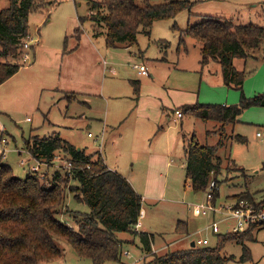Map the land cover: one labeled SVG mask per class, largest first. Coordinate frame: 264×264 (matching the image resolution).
Instances as JSON below:
<instances>
[{"label":"rangeland","instance_id":"374dc122","mask_svg":"<svg viewBox=\"0 0 264 264\" xmlns=\"http://www.w3.org/2000/svg\"><path fill=\"white\" fill-rule=\"evenodd\" d=\"M41 1L44 7L28 16L29 36L23 40L28 47L22 45V53L16 58L23 65L0 84V123L4 127L0 131L3 154L0 161L8 163L21 178L34 171L32 167L36 165L41 175L51 177L56 170L63 173L61 161L53 159L51 164L36 161L25 145L30 136L58 135L94 154V158L97 153L101 157L103 154V161L110 168L132 178L135 190L143 195L147 213L142 222L146 231L153 234L156 250L165 252L190 246L188 240L170 244V238L176 235L174 222L179 218L189 221L190 240H206L196 246L214 247L217 234L226 233V225H219L220 233L206 229L209 217L196 206L205 200V194L194 192L188 182L184 185V141L192 134L202 145L225 141V147L218 152L222 159L218 176L221 203L243 191L261 198L264 196V136L261 135L264 106L248 107L237 121L226 125L189 114L178 118L176 110L195 102L232 105L238 103L241 92L247 97L263 93L264 41L254 53L257 58L247 59L245 63L246 76L240 91L223 83L217 63L210 62L208 67L201 68L199 44L185 37V46L179 45V30L172 26L185 29L216 17L264 26V0H189L194 2L189 11L153 22L149 33L140 32L135 43L117 48L106 46L103 23L86 19L90 13L94 14L88 9L89 0ZM163 1L149 0L152 4ZM137 2L142 4L140 0ZM6 5L7 0H0V9ZM94 29L100 34L98 38L91 35ZM78 32L80 44L70 50ZM65 36H69L67 51L62 48ZM25 52L27 60L22 57ZM143 54L147 59L140 57ZM142 63L151 75L138 74L134 65ZM243 63L241 59L235 60L238 67ZM133 80H139L137 94ZM88 132L93 137H88ZM235 135L245 137V141H237ZM55 155L64 158L61 152ZM67 204L72 209L88 211L69 194ZM57 217L75 226L68 215ZM117 234L130 236L126 232ZM253 234L254 240L245 242L251 258L240 260L243 245L226 242L221 255L229 259L224 264H264V228L254 230ZM134 237L138 239L137 235ZM59 241L64 255L54 264H92L89 259L79 257L67 242ZM162 242H165L163 246ZM129 246L122 242V252L131 249ZM123 258L130 264L136 255Z\"/></svg>","mask_w":264,"mask_h":264},{"label":"trees","instance_id":"16d2710c","mask_svg":"<svg viewBox=\"0 0 264 264\" xmlns=\"http://www.w3.org/2000/svg\"><path fill=\"white\" fill-rule=\"evenodd\" d=\"M137 1H88V9L94 14L90 13L86 19L104 24L107 47L130 46L137 41L138 33H149L153 22L174 18L184 10L189 11L194 3L164 0L152 4L149 0H140L142 4H139ZM42 3L41 0H7V5L0 9V84L23 65L16 58L22 53L23 40L29 36L28 16L43 8ZM172 28L179 30V45L185 46V37L199 44L201 68L208 67L210 62L217 63L223 83L242 91L246 71L244 66H236L235 60L245 61L260 48L264 26L216 17L203 19L185 29H179L176 24ZM93 32L98 35L95 29ZM79 36L80 32L75 37L79 39ZM68 37L63 39V51H67ZM160 48L163 47L160 45ZM131 82L137 94L139 80ZM251 106H264V92L250 97L241 92L238 103L232 105L195 102L181 105L177 110L181 115L189 114L226 125L237 121L242 111ZM235 139L245 141L241 135H235ZM25 145L36 161L51 164L55 154L61 152L71 161L72 168L63 173L56 170L51 177L34 170L21 178L13 173L8 163L0 161V264H54L64 255L59 240L67 242L79 257L89 259L92 264L118 262L123 242L117 237L118 232L138 236L143 252L150 255L145 264H224L229 259L221 255L224 243L235 241L243 245L240 260H248L251 253L245 242L254 240V230L264 228V223H260L242 232L217 234L214 247L193 246L163 254L151 253L153 234L136 231L142 207L141 194L123 174L109 169L100 154L94 158V154L77 150L58 135L30 136ZM224 147L223 139L214 145L200 144L194 134L185 139L184 185L188 182L194 192L204 193L214 180L213 194L218 197V176L222 169L218 152ZM68 194L84 204L88 211L70 208ZM251 197L248 191L230 196ZM62 214L68 215L75 226L59 220L57 216ZM175 230L185 233L186 223L178 220Z\"/></svg>","mask_w":264,"mask_h":264},{"label":"built area","instance_id":"2783aa9c","mask_svg":"<svg viewBox=\"0 0 264 264\" xmlns=\"http://www.w3.org/2000/svg\"><path fill=\"white\" fill-rule=\"evenodd\" d=\"M23 47L27 48L28 43L24 42ZM22 57L24 60H27L28 53L25 52ZM134 67L137 68L140 74H148V67L144 64H135ZM176 115L177 117L182 116L179 110H176ZM261 135L264 136V131ZM88 136L91 137L92 133L89 132ZM3 141L4 138H1V142ZM53 159L61 161V165L66 170H71L72 163L70 160L61 158L58 155H55ZM38 167V165L33 166L32 170H38ZM88 167L89 166H87V168ZM215 186L216 184L214 180L210 181L204 191L205 200L196 205L201 209L203 215L212 217L208 222L209 224L206 226V229L211 230L213 233H220L221 228L219 225L222 223L226 225V233H235L245 231L255 224L264 223V196L257 198L255 195H252L251 199L228 198L227 202L221 203L219 201V196L215 197L213 194ZM216 217L218 218L216 219ZM200 242L204 244L206 240L203 239L200 240Z\"/></svg>","mask_w":264,"mask_h":264},{"label":"crops","instance_id":"0c3cea01","mask_svg":"<svg viewBox=\"0 0 264 264\" xmlns=\"http://www.w3.org/2000/svg\"><path fill=\"white\" fill-rule=\"evenodd\" d=\"M91 35H92V37L93 38H98L99 37V35L100 34H98V35H95V33L93 32V30H92V33H91ZM104 39H105V35H104ZM75 40L76 41H74L72 44H74L73 45V47L72 48H70V50H74V49H76L78 46H79V44H80V36H79V39H77L76 37H75ZM69 44V43H68ZM124 47V46H123ZM113 48H117V47H113ZM160 51L162 52L163 50L160 48ZM257 55L256 54H253V55H251L250 57H248L247 59H251V58H257L256 57ZM140 57H142V59H147L145 56H144V54L142 55V56H140ZM247 59L244 61V63H243V65L242 66H244V68H245V63H246V61H247ZM142 64H144V63H142ZM145 65V64H144ZM210 72V71H209ZM211 73V72H210ZM138 74L140 75V76H142L143 74H140L139 72H138ZM211 74H214V73H211ZM148 75H151V74H148ZM140 80V79H139ZM64 89H66V88H64ZM63 89V90H64ZM74 91V90H73ZM76 93H78V94H80V95H83V94H85V93H83V92H79V91H76ZM255 95V94H254ZM253 96V95H252ZM1 112V111H0ZM183 117V115L181 116V117H178V118H182ZM106 126H107V124H105ZM106 126L105 127H103V129H102V135L104 136V133H105V131L107 130V128H106ZM0 127H1V129H0V131H4V127L2 126V123H0ZM111 126H109V128L108 129H110V130H112L111 128H110ZM117 128V127H116ZM117 131H118V129H116V132L115 133H117ZM89 133V132H88ZM87 133V134H88ZM88 136V135H87ZM88 137H90V136H88ZM91 137H93V134H92V136ZM6 141V140H5ZM105 141H106V139L105 140H103V145H102V148H104V144H105ZM113 142H114V140H113ZM74 146L76 147V149L77 150H80V149H82V148H80L79 146H77V145H75L74 144ZM83 150V149H82ZM85 153H87L86 151H84ZM89 154V153H88ZM3 154L2 153H0V157L2 156ZM102 157H103V159H104V156H103V154H102ZM104 162H105V160H104ZM106 164V163H105ZM107 165V164H106ZM183 166H184V164H183ZM107 167L109 168V169H112V168H110L108 165H107ZM112 170H114V169H112ZM117 171V170H116ZM120 173V172H119ZM126 177V176H125ZM127 178V177H126ZM127 180L131 183V185L134 187V184H133V181H132V178L131 177H129V178H127ZM134 189H136L135 187H134ZM139 193V192H138ZM142 196V207H141V210H140V216H139V218H138V225L136 226V231L137 232H147V233H150V232H148V231H146V229H145V227H144V225H143V222H142V219H144L145 218V216H146V213H147V210H146V208L143 206V202H144V199H143V195H141ZM231 196V195H230ZM230 196H228L229 198H230ZM212 217L211 216H209V221H210V219H211ZM182 218H179L178 220H180V221H183V222H185L186 223V227H188L189 228V226H190V223H189V221L188 220H185V219H183V220H181ZM178 220H176L175 222H174V225H173V231L175 232V236L173 237V239L172 238H170L171 239V241H170V244L172 243V242H175V243H178V242H182V241H189L188 243H189V247H191V243L192 242H194V246H196L197 245V243H199V244H202L201 242H200V240H202V239H198L197 241L196 240H190V237H189V235H188V233H187V231L185 232V233H177L176 232V230H175V226H176V222L178 221ZM126 233H128V232H126ZM152 234V233H151ZM117 235V237L120 239V240H122L123 242H125V243H128V244H131V246H129L131 249H125L124 250V252H125V254H124V252H122V254L126 257V258H129V257H131L132 256V254H134V256L136 255V258L134 259V261L132 262V263H130V264H142V262H146V261H148L149 259H150V255L149 254H146V253H144L143 252V250H142V247H141V244H140V241H139V238L137 239L136 237H134V234H128V235H130V236H132V237H130V236H119L118 234H116ZM136 238V239H135ZM163 244H161L162 246L165 244V242H162ZM133 246H135V248H133ZM156 247H157V245H155V243H154V237H153V240H152V242H151V253H156V254H163V253H165V252H167V251H165V252H162V251H160V249H158V250H156ZM133 248V249H132ZM134 250V251H133ZM169 251H171V250H169ZM160 252V253H159ZM122 256V255H121ZM123 256V257H124ZM123 257H121L120 258V260L118 261V263H120V264H126V262L124 261V258Z\"/></svg>","mask_w":264,"mask_h":264},{"label":"water","instance_id":"95a60500","mask_svg":"<svg viewBox=\"0 0 264 264\" xmlns=\"http://www.w3.org/2000/svg\"><path fill=\"white\" fill-rule=\"evenodd\" d=\"M193 246H194V242L191 243V247H193Z\"/></svg>","mask_w":264,"mask_h":264}]
</instances>
